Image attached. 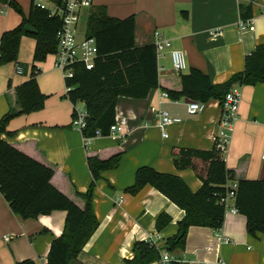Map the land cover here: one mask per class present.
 Masks as SVG:
<instances>
[{
  "label": "crops",
  "instance_id": "1",
  "mask_svg": "<svg viewBox=\"0 0 264 264\" xmlns=\"http://www.w3.org/2000/svg\"><path fill=\"white\" fill-rule=\"evenodd\" d=\"M13 1L27 17L31 0ZM250 4L249 26L240 30V9ZM92 7H103L109 17L119 20L133 16L135 44L139 47L153 44V33L159 31L173 49L184 53L185 73L199 70L212 84H222L241 72L245 57L264 43V0H92ZM21 20L13 9L0 4V37L17 28ZM35 46L34 39L22 37L18 63L0 65V118L10 109L19 110L15 89L29 79L32 65L40 70L36 83L45 96L43 109L13 118L7 125L11 136L3 135L2 139L53 167L52 185L79 207L83 202L75 192L86 193L92 180L87 157L106 159L122 153L119 166L102 172L96 183L92 205L98 227L76 264H124L132 258L133 243L147 238L162 246L175 235L176 223L184 218V212L150 186L135 196L125 190L133 184L136 170L147 166L181 178L192 193L197 192L201 182L195 173L177 170L173 160L180 149L214 148L219 102L210 101L200 113L188 116L187 99L160 100L161 89L150 90L144 99L119 97L114 125L124 129L123 136L101 134L85 144L81 132L71 127L74 107L84 108L83 104L72 105L65 98L62 75L50 55L46 61L33 63ZM18 64L25 66L21 74L16 72ZM157 65L160 86L178 91V73L172 71L166 51ZM158 110L178 120L165 127L166 138L157 127ZM222 155L233 180H259L264 164V84L240 88L238 120ZM161 213L167 214L171 223L157 233L155 222ZM65 217V212L53 211L23 220L0 194V264L24 260L46 264L50 244L61 235ZM169 256L182 264H264V235H249L244 216L225 212L221 230L190 227L184 250Z\"/></svg>",
  "mask_w": 264,
  "mask_h": 264
},
{
  "label": "trees",
  "instance_id": "2",
  "mask_svg": "<svg viewBox=\"0 0 264 264\" xmlns=\"http://www.w3.org/2000/svg\"><path fill=\"white\" fill-rule=\"evenodd\" d=\"M61 6L64 0H51ZM251 3L254 0H249ZM1 5L13 9L22 18L21 24L0 37V65L17 64L19 44L22 37L36 41L32 61L40 63L47 55L57 49L56 33L61 28V20L49 16L31 0L27 17L23 16L20 6L13 0H0ZM243 22L252 18L251 4L241 7ZM29 25L37 31L29 34L24 26ZM135 19L130 16L119 20L109 17L103 7H91L87 11L85 35L93 38L97 47V58L91 70L82 65H73L72 78L65 79V87L70 90L65 98L72 104L82 103L87 113L85 137H92L96 130L107 135L114 125L115 104L119 97L144 99L150 90L161 89L174 101L182 98L203 105L217 101L221 106L226 93L233 87L264 84V43L244 59V68L222 84H212L209 78L196 69L178 74V91L162 88L158 71L155 47L153 44L137 46L134 38ZM20 67L24 65L18 64ZM40 70L31 66L29 79L15 89L18 111L10 109L0 118V194L10 209L21 219H34L49 215L53 211L66 213L61 235L54 239L47 254L46 264H76L77 257L98 227L93 210V197L96 183L101 173L115 170L119 166L122 153L106 159L97 155L87 157L91 183L86 193L75 192L83 202L79 207L51 183L54 168L23 153L15 145L2 139L11 136L7 131L8 123L19 115L43 109L45 96L40 94L36 77ZM173 164L177 170H192L200 180L199 190L192 193L181 178L159 173L144 166L136 170L133 184L125 193L135 196L145 186H150L165 196L184 212V218L176 223V233L167 238L162 246L145 241L132 245V258L124 264H152L160 259L162 253L182 251L188 229L204 227L218 232L224 221L225 210L218 201L227 190L233 172L227 169L224 157L214 145L210 151L180 149L176 151ZM237 213L245 217L246 231L249 235H264V181L240 180L233 202ZM171 223V218L161 213L156 219L155 230L160 233ZM16 264H34L24 260ZM170 264H182L172 261Z\"/></svg>",
  "mask_w": 264,
  "mask_h": 264
},
{
  "label": "built area",
  "instance_id": "3",
  "mask_svg": "<svg viewBox=\"0 0 264 264\" xmlns=\"http://www.w3.org/2000/svg\"><path fill=\"white\" fill-rule=\"evenodd\" d=\"M47 4L50 8L42 2V0H36L35 5L43 10H48L49 16H56L61 20V28L56 33L57 49L53 54L55 67L60 71L63 80L72 78L73 65H82L85 70H91L94 66V62L97 58V47L93 38H89L85 35V31L79 38L78 26L84 10L88 11L92 7V0H64L61 6L56 5L51 0H47ZM250 21L242 22L239 24L240 30H244L249 26ZM213 35H218V32H213ZM153 45L155 47L157 60L162 57L166 51L172 71L175 73H182L186 71V59L182 51L172 48V44L169 40L165 39L159 31L153 33ZM17 74L22 73L21 67H16ZM70 89L65 87V95ZM160 100L167 99L166 92H161L159 95ZM240 105V88L233 86L225 95L221 104L220 118H219V131L215 136V148L224 153L229 143L230 135L233 132L234 124L238 120ZM204 108V105L190 101L187 103L186 112L188 116H195L200 113ZM157 127L162 132V137L166 138L164 132L166 126L176 123L178 120L172 118L166 111L158 110L156 113ZM87 113L84 108L73 109V120L71 127L79 132L83 136V131L86 128ZM100 130H96L93 136L101 135ZM109 135H118L122 137L124 129L121 126L112 125L108 131ZM92 136V137H93ZM92 137L83 136V142L86 144ZM226 192L220 196L218 203L223 206L225 212L237 213L236 208L233 205L235 199V193L237 190V182L235 180H229L225 186ZM5 241H8L7 237H4ZM145 242L158 245L151 238H147ZM172 262L171 257L167 252L161 254L160 259L152 264H170Z\"/></svg>",
  "mask_w": 264,
  "mask_h": 264
},
{
  "label": "rangeland",
  "instance_id": "4",
  "mask_svg": "<svg viewBox=\"0 0 264 264\" xmlns=\"http://www.w3.org/2000/svg\"><path fill=\"white\" fill-rule=\"evenodd\" d=\"M42 2L47 6V8H50V6L47 4V0H42ZM86 16H87V11L84 10L82 12V16H81V19H80V22H79V26H78V31H79V38L80 36L83 35L84 31H85V23H86ZM48 56V55H47ZM48 58V57H47ZM50 58L54 59L53 58V55H50ZM46 59V58H45ZM47 60V59H46ZM44 60V61H46ZM63 80V79H62ZM64 81V80H63ZM63 90L65 92V85L63 86ZM80 106V105H79ZM81 107V106H80Z\"/></svg>",
  "mask_w": 264,
  "mask_h": 264
},
{
  "label": "water",
  "instance_id": "5",
  "mask_svg": "<svg viewBox=\"0 0 264 264\" xmlns=\"http://www.w3.org/2000/svg\"><path fill=\"white\" fill-rule=\"evenodd\" d=\"M23 29L25 32H27L29 34H36L37 33V31L29 25H25ZM23 73L25 75L26 68H24ZM189 102H190V100H186V103H189ZM259 180L264 181V164H263L262 169H261V174H260Z\"/></svg>",
  "mask_w": 264,
  "mask_h": 264
}]
</instances>
